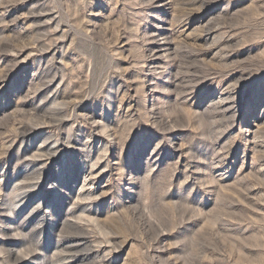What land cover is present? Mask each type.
Here are the masks:
<instances>
[{"label":"rangeland","instance_id":"rangeland-1","mask_svg":"<svg viewBox=\"0 0 264 264\" xmlns=\"http://www.w3.org/2000/svg\"><path fill=\"white\" fill-rule=\"evenodd\" d=\"M0 264H264V0H0Z\"/></svg>","mask_w":264,"mask_h":264},{"label":"bare ground","instance_id":"bare-ground-1","mask_svg":"<svg viewBox=\"0 0 264 264\" xmlns=\"http://www.w3.org/2000/svg\"><path fill=\"white\" fill-rule=\"evenodd\" d=\"M54 151V150H53Z\"/></svg>","mask_w":264,"mask_h":264}]
</instances>
